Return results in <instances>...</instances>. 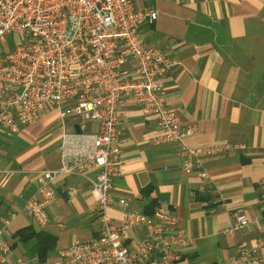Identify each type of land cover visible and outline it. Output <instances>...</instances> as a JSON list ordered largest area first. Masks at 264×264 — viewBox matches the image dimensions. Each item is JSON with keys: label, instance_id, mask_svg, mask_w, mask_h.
<instances>
[{"label": "crops", "instance_id": "crops-1", "mask_svg": "<svg viewBox=\"0 0 264 264\" xmlns=\"http://www.w3.org/2000/svg\"><path fill=\"white\" fill-rule=\"evenodd\" d=\"M133 1L138 9L159 13L143 26L142 35L173 60L166 96L182 126L197 127L188 145L223 149L186 172L178 145L155 144L156 119L127 99L120 110L116 198L124 197L128 209L143 213L153 202L152 216L164 208L176 218L188 239L184 248L175 246L178 264H233L240 248H258L264 264V0ZM64 126L72 127V118L63 120L51 108L17 135L0 134V227L10 220L11 261L65 264L62 249L100 233L92 183L84 175L55 179L57 197L48 207L46 227L25 212L39 173L64 163ZM87 126L97 130L96 123ZM122 210L118 205L109 210L115 223ZM242 210L252 223L232 230L234 214ZM142 234L140 228L135 236Z\"/></svg>", "mask_w": 264, "mask_h": 264}, {"label": "built area", "instance_id": "built-area-1", "mask_svg": "<svg viewBox=\"0 0 264 264\" xmlns=\"http://www.w3.org/2000/svg\"><path fill=\"white\" fill-rule=\"evenodd\" d=\"M158 15L138 9L133 0H0V134L17 135L51 108L63 120H73L72 127L64 126V163L39 173L25 212L44 228L48 207L56 201L58 176L84 175L92 183L100 233L62 249L65 264H178L181 254L175 246L188 244L167 209L159 208L155 216L128 209L126 199L116 198L112 189L121 174L120 110L127 99L156 119L155 144L178 145L186 172L223 149L187 143L197 127H183L166 96L173 60L142 35L143 26ZM89 123L97 124L95 132L88 130ZM260 189L264 208V178ZM214 203H222L216 195ZM116 205L123 208L119 223L109 214ZM234 219L232 230L252 223L243 210ZM9 223L6 219L0 227V264H27L10 259ZM140 228L143 234L137 238ZM257 250L240 248L233 264H262Z\"/></svg>", "mask_w": 264, "mask_h": 264}, {"label": "trees", "instance_id": "trees-1", "mask_svg": "<svg viewBox=\"0 0 264 264\" xmlns=\"http://www.w3.org/2000/svg\"><path fill=\"white\" fill-rule=\"evenodd\" d=\"M155 206L156 205L153 202H151L150 205L147 207L145 214H147L148 216H152L153 213H155V209H156Z\"/></svg>", "mask_w": 264, "mask_h": 264}, {"label": "rangeland", "instance_id": "rangeland-1", "mask_svg": "<svg viewBox=\"0 0 264 264\" xmlns=\"http://www.w3.org/2000/svg\"><path fill=\"white\" fill-rule=\"evenodd\" d=\"M11 42H13V40H11ZM10 46H11L10 42L5 44V48H7V49L10 48ZM89 131L94 132L90 127H89Z\"/></svg>", "mask_w": 264, "mask_h": 264}, {"label": "water", "instance_id": "water-1", "mask_svg": "<svg viewBox=\"0 0 264 264\" xmlns=\"http://www.w3.org/2000/svg\"><path fill=\"white\" fill-rule=\"evenodd\" d=\"M75 129H76L77 132H80V126L79 125H76Z\"/></svg>", "mask_w": 264, "mask_h": 264}]
</instances>
